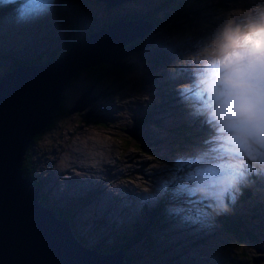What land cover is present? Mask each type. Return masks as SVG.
<instances>
[{"label": "rangeland", "instance_id": "rangeland-1", "mask_svg": "<svg viewBox=\"0 0 264 264\" xmlns=\"http://www.w3.org/2000/svg\"><path fill=\"white\" fill-rule=\"evenodd\" d=\"M160 3L131 0L105 8L94 0H0V78L17 60L46 59L58 54L71 35L79 38L91 33L119 14L143 15ZM169 10L171 20L155 24L143 40L142 57H134L121 74L90 90V98L98 95L95 103L82 112L56 116L53 126L39 133L29 148L37 168L35 179L48 207L74 213V226L88 245L117 237L125 229L120 221L138 219L143 204L149 210L162 205L165 223L156 227V233L164 238L156 241L157 253L171 255L176 250L183 255L180 264H228L239 249L233 247L232 236L221 227L216 211L212 212V201H219L220 214L228 210L251 214L257 205L264 219V186L252 190L249 200L234 196L244 182H259L254 175L241 174L244 180L237 177L249 165L257 162L258 171L251 167L247 171L264 179V144L223 136L208 111L205 121L213 120L214 127L204 139L197 143L192 138L193 144L182 135L195 127L197 113L205 105H200L204 95L200 85L206 48L226 23L264 15V0H176ZM90 81L86 73L78 75L65 89L62 108H71ZM141 117L147 121L145 126L132 125ZM181 122L183 133L176 130ZM97 141L105 144L98 152L93 149L101 146ZM97 155L100 159H91ZM67 159L78 165L73 163L63 172L60 167L69 164ZM212 159H218V168V164L228 168L217 178L220 185L198 178L199 173L214 172ZM163 240L167 242L162 243L164 249L160 248ZM253 259V264H264V256L255 253Z\"/></svg>", "mask_w": 264, "mask_h": 264}, {"label": "water", "instance_id": "water-1", "mask_svg": "<svg viewBox=\"0 0 264 264\" xmlns=\"http://www.w3.org/2000/svg\"><path fill=\"white\" fill-rule=\"evenodd\" d=\"M98 1L113 8L131 0ZM143 19L122 17L79 37L55 59L18 64L0 78V264H131L122 249L103 253L81 244L69 220L43 205L40 189L23 175L22 165L35 136L61 109L73 76L101 62L124 68L123 58L133 50L123 52L122 47L144 38L155 25ZM91 88L81 93L68 114L96 101L97 96L89 97Z\"/></svg>", "mask_w": 264, "mask_h": 264}, {"label": "trees", "instance_id": "trees-1", "mask_svg": "<svg viewBox=\"0 0 264 264\" xmlns=\"http://www.w3.org/2000/svg\"><path fill=\"white\" fill-rule=\"evenodd\" d=\"M97 4L101 3V1L98 0H94ZM176 0H162V3H160L159 5H157L156 7L151 8L149 11L145 12L143 15L141 13H130V14H126V15H122L119 14L118 16H114V18H112L111 20L108 21H103L101 22L99 25L96 26L95 29H93V31H97L100 28H103L107 25L113 24L116 21H118L119 19H121L122 17H124L127 20H136L139 18H144V21L148 22V23H152V24H156L158 26L162 25V24H166L168 21L171 20V14H170V10L173 6V3ZM184 3V2H183ZM181 3V4H183ZM178 5V4H177ZM103 7H105V5H103ZM106 8V7H105ZM87 34V33H86ZM149 32L144 36V38L142 39H138L135 40L129 44H126L122 47V51H129L130 49L134 50L133 46L136 44H140L142 43V41L148 36ZM75 35V34H73ZM78 39V36H72L70 38H67L65 40V43L63 44V48L61 51H59V55L58 54H52L51 56L47 57L46 59L42 58L41 60H35V59H30V60H17L15 63L11 64L10 67L8 69H6L8 73L9 71H11L16 65L18 64H23V65H32V64H41V63H45L51 59H55L56 57L64 54L65 52L69 51V48L71 47L72 43L74 41H76ZM134 52V51H133ZM57 55V56H56ZM54 56H56L55 58H53ZM133 54L131 55H127L123 58V63H125V67L124 68H120V67H113L110 63H106V62H101L97 65H92L90 67H85L82 70H79L75 76H73V78L70 80L69 84L70 85L74 80H76V78L78 77V75H82L84 73H86L89 78L91 79L90 84H88L86 86V90L90 87H92L93 89L96 88V85H98L99 87L102 86V83L109 77H116L117 75L121 74L122 71L125 70V68L128 65V63H131V61L129 62V60L132 58ZM51 58V59H50ZM116 69V70H115ZM120 70V71H118ZM4 74V75H5ZM3 75V76H4ZM101 85V86H100ZM91 88V89H92ZM104 94L107 93L103 90ZM81 95V94H80ZM95 96V95H93ZM98 98V95H96ZM79 99V98H78ZM77 99V100H78ZM65 101V95L63 96V100H62V104ZM97 101V99H96ZM96 101H94L93 103H95ZM76 102V101H75ZM74 102V103H75ZM173 103V101H172ZM202 103H205V105H203L202 108L199 109V112L197 113V116L199 118V120H197L195 127H192L193 129L189 130L190 132L182 135L183 139L186 142H192L193 144H196V142L193 140H191L192 138H196L197 143L199 141V139H204V137L211 131L213 130L212 126V122L213 120L206 122L205 121V117L204 116L206 114V112L208 111L207 108V100L205 98L204 95L201 96L200 99V105ZM179 102H177L174 106H178ZM92 105V104H91ZM67 109L62 108L57 111L53 118H55L58 115H66L67 113ZM68 114V113H67ZM148 116V115H146ZM145 116V117H146ZM149 118V117H147ZM53 120V119H52ZM135 123H133L132 125H136L139 128L142 126H145L147 124V121H145L144 117H141L140 119H135ZM194 122V123H195ZM182 123H178L176 124V130H178L179 132L183 133V128ZM193 123V124H194ZM54 124V120L51 121V123L47 126L48 128L52 127ZM46 127V128H47ZM240 134H246V132L243 131H238ZM41 134V133H40ZM40 134H37L35 136V138L33 139V142H36L35 140L40 136ZM175 144V142L173 141V145ZM169 146V145H168ZM182 148V147H181ZM169 152L174 153V151L170 148ZM187 150V149H185ZM213 155H217L218 153L213 152ZM258 158L259 156L256 155H252L250 158ZM215 161V164L218 163V159H212ZM248 161L250 162V159H248ZM257 163V162H256ZM256 163H253L252 165H249V167L256 169L255 171H258L257 167L255 166ZM218 166L220 168L217 167V164L214 167V172H211L207 175L203 174V173H199L198 174V178L200 179V182H203L206 178H209L210 181L216 180L217 184L220 185V182L217 180V178L222 175V174H226L228 171V168L224 165H220L218 164ZM247 167V169L245 171H241L239 174H237V177L242 178V176L248 177L251 175H254V178H257L259 180V182L256 184V180L253 179L252 185L251 184H246L244 182V185L242 187L239 188V192H236L234 194V196L238 197L240 196V198L242 200H249L250 198V194L252 190H255L256 188L260 187V186H264V179L261 180L260 177H258L259 175L252 173L251 171H247L250 168ZM240 171V170H238ZM22 172L23 175L25 177H28L31 179V181L33 182V185L35 187H38L41 191V186L37 183L36 179H35V175L37 173V168L34 165V160L32 157V154L28 151L25 155L24 161H23V165H22ZM248 173H250L249 175H247ZM252 173V174H251ZM242 174V176H241ZM242 180H244L242 178ZM194 186V185H193ZM203 190V188H201V191ZM239 194V195H238ZM169 198V197H168ZM41 202L48 207V204L46 202V200H44L43 196H42ZM204 200H206V197H204ZM264 202L262 201L261 204H263ZM143 212L140 214L138 219H134V221H125L122 220L120 221V226L121 227H125L120 229L117 237H115L114 239H111L109 242L107 243H97L94 245H88L85 241V239H83L77 232V229L74 226V218L75 215L74 213L70 212L67 208H56V207H48L53 209L54 211H56L57 215L61 218V219H65V220H69L70 222V228L71 231L73 233V235L75 236V238L83 245H87L90 246V248H97L98 251L103 252V253H111L116 251L117 249H122L125 253V261H129L131 264H180L181 263V258H182V253L178 252V251H173V253L171 255L167 254V252H159L157 253V246H156V241L159 240L160 241V234L159 236L156 233V227L162 226L165 223L164 217H163V206L159 205V206H155L153 209L149 210V206L147 205V203L143 204ZM260 205V204H258ZM219 201H216V199L214 198V200L212 201V212L216 211L218 217L217 219L219 220V223L221 225V227L224 229V231L228 234H230L232 237V242H233V247H236L239 249V252L236 256H231V259L233 257H235V261H231L227 260L228 264H253V261L255 259H253L255 253H257L259 255V257H263L264 256V219L261 218V214L260 212L262 211V209L260 207H257V205L255 206V209L257 212V215L255 216V212L251 213V214H241L238 215L237 213H230L231 210H228L227 213H221L219 212ZM119 228L118 224L117 227ZM164 238V237H163ZM167 245V242L165 240H163L161 242V246L160 248L164 249L165 247L163 246ZM252 245L253 248H250ZM232 247V248H233ZM233 260V259H232ZM263 264V263H262Z\"/></svg>", "mask_w": 264, "mask_h": 264}, {"label": "clouds", "instance_id": "clouds-1", "mask_svg": "<svg viewBox=\"0 0 264 264\" xmlns=\"http://www.w3.org/2000/svg\"><path fill=\"white\" fill-rule=\"evenodd\" d=\"M205 56L200 87L222 135L264 144V15L226 23ZM240 130L247 131L243 139L236 135Z\"/></svg>", "mask_w": 264, "mask_h": 264}, {"label": "bare ground", "instance_id": "bare-ground-1", "mask_svg": "<svg viewBox=\"0 0 264 264\" xmlns=\"http://www.w3.org/2000/svg\"><path fill=\"white\" fill-rule=\"evenodd\" d=\"M97 142H98V144H100L101 146H99V145H94V146H93V149L96 150V152H98V150H100V149H104V148H102V147H103V145H105V144H104L103 142H101V141H97ZM86 143H87L88 145H91V143H90L89 141L86 142ZM94 143H95V142H94ZM95 144H97V143H95ZM83 146H85V145H83ZM75 147H79V146L76 145ZM86 147H87V145H86ZM91 147H92V146H91ZM80 149H81V148H80ZM75 150H76V149H73V148H72V153H73V152H76ZM78 150H79V149H78ZM86 150H87V149H86ZM81 152H82V151H81ZM92 153H93V152H92ZM77 155H79V154L77 153ZM85 155H86V154H85ZM85 155H84V156H85ZM95 155H96V154H95ZM97 156H98V155H97ZM68 157H69V156H68ZM87 157L90 158L89 155H87ZM74 158H75V157H74ZM93 158L100 159L99 156H98V157H94V156H92L91 159H93ZM65 162H66V163H69V164H66L65 166L62 165L63 167H60V170L63 171V172L65 171L66 168H68V167H72L73 163H74V165H75V166H73V167H77V165H78V164H76V162H74V160L71 161V160H68V159H67ZM84 165H85V164H82L81 167L84 168V167H85ZM79 166H80V165H79ZM91 167H93V166L91 165V166H88L87 168H91ZM94 167H95V166H94ZM97 170H98V168H97ZM96 172H97V171H96ZM65 173H66V172H65ZM83 173H84V172H83ZM92 174H93V173H92ZM86 175H87V173H86ZM79 178H81L80 175H79ZM86 179H88V178H86ZM76 180H77V179H76ZM78 181H79V180H78ZM87 181H88V180H87ZM81 182H82V181H81ZM84 182H85V180H84ZM91 185H92V183H91Z\"/></svg>", "mask_w": 264, "mask_h": 264}, {"label": "flooded vegetation", "instance_id": "flooded-vegetation-1", "mask_svg": "<svg viewBox=\"0 0 264 264\" xmlns=\"http://www.w3.org/2000/svg\"><path fill=\"white\" fill-rule=\"evenodd\" d=\"M144 20V19H143ZM148 36H149V34H148ZM147 36V37H148ZM142 45H143V41H142V43H140V44H136V45H134L133 46V48H134V52H133V56H132V58L129 60V62L135 57V58H141L142 57V55H143V53H142V51H143V49H142ZM130 63H128V65H129ZM116 70V69H115ZM118 71H120V70H118ZM92 113V112H91ZM263 245H264V243H263ZM264 247V246H263Z\"/></svg>", "mask_w": 264, "mask_h": 264}]
</instances>
